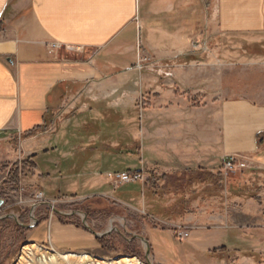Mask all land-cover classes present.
Instances as JSON below:
<instances>
[{"label": "crops", "instance_id": "crops-1", "mask_svg": "<svg viewBox=\"0 0 264 264\" xmlns=\"http://www.w3.org/2000/svg\"><path fill=\"white\" fill-rule=\"evenodd\" d=\"M224 35H264V0H0V163L29 165L37 172L35 180L46 169H54L50 175L58 178L50 176L51 184L44 186L47 195L64 192L71 202L93 198L112 202L113 218L105 236L109 238L116 219L127 218L120 207L130 206L138 196L117 193L106 176L141 169L119 166V152L101 155L97 161L81 156L78 162L75 153L64 161H51L53 154L43 138L48 117L66 94L81 89L83 97L94 89L121 84L115 80L136 72L142 56L152 59L151 68L161 69L165 81L167 70L178 69L171 63L209 56V43ZM53 44L93 51L95 60L76 64L57 60L49 53ZM88 100L102 104L101 99ZM160 103L178 106L181 99L164 97ZM195 110L168 111L174 122L195 121L161 132L160 151L147 146L143 160L150 178L157 170L166 176L195 170L221 173L231 156L264 172V107L239 100L220 106L208 103ZM64 168L68 173L63 176ZM160 199L153 193L145 202L148 212L154 213L150 217L158 222L161 214L154 212L153 203ZM60 213L58 217L73 216ZM229 216L230 210L220 214L211 207L181 220H167L173 228L190 226L187 241H179L172 230L152 222L140 233L153 264H264V226L232 225ZM248 216L252 215L248 212ZM259 216V210L253 212V218ZM18 222L38 245L87 251L99 246L101 239L73 223L41 219L25 229L29 224ZM118 225L135 238L129 226Z\"/></svg>", "mask_w": 264, "mask_h": 264}, {"label": "rangeland", "instance_id": "rangeland-1", "mask_svg": "<svg viewBox=\"0 0 264 264\" xmlns=\"http://www.w3.org/2000/svg\"><path fill=\"white\" fill-rule=\"evenodd\" d=\"M207 48L212 51L209 56L206 54L196 58L187 57L171 63L170 66H178V69L167 70L164 74L165 81L161 80L163 75L161 69L151 68V58L144 56L137 58L139 59L135 64L137 71L130 75H120L115 80L121 84L101 91L94 89L83 97L81 89L66 94L56 112L46 121L43 138L46 141V148L53 154L51 161L57 159L64 161L73 153L77 157L76 161L81 156L97 161L101 155L119 152L121 156L119 166L137 165V169H141L131 171L132 173L139 171L138 173L143 176V181L136 183L140 184L139 188L126 185L115 190L112 181L108 175L106 176L110 186L117 193L130 194L137 190L141 193L139 198L136 197V200L129 203L131 207H120L122 215L128 214L127 218L116 219L123 227L129 226V231L134 232L135 238L125 234L123 229L115 224L108 241L117 251L104 250L98 240L99 246L94 249L70 251L50 244H35L30 238L29 230H24L14 219L8 218L5 219L8 222L4 224H2L4 220L0 221L2 222L0 264H18L21 252L26 246H37L35 250H39V253L28 257L25 264H44L42 257L51 254L64 256L88 254L93 261L87 264L104 262L110 264L122 258L138 259L147 264L146 246L136 236L142 237L140 232L146 229L149 223L172 230L176 238L174 231L177 228L187 231L191 236L190 226L173 228L168 225L167 220H181L195 212H205L211 207L218 209L220 214L227 209L230 210L232 225L264 226V172L250 167L246 160L235 156L239 163L245 164V168L229 174L222 169L221 173L195 170L186 174L185 171H180L175 176H166L161 170H157L153 173V178L149 177L151 174L147 172L146 163L144 164L143 157L147 146L151 151L161 150V132L172 130L175 124L178 125L176 128L180 129L182 124L191 125V122L195 121L193 119L183 123L174 122L173 115L168 112L173 111V108L190 113L196 111L195 109L199 111L208 103L220 106L224 101L239 100L264 107V35L218 36ZM56 56L57 60L74 64L95 60L93 51L84 52L81 49L65 47L59 49ZM163 82L165 84H162ZM164 97L179 98L181 104L162 105L160 102ZM88 99H101L102 104H91V100ZM72 139L74 144L71 143ZM40 146L43 147V144ZM24 166H20V181L16 184L11 176L13 167L0 163V201L4 202L0 208V218L15 214L14 216L22 223L25 222L31 227H34L33 223L44 219L47 222L53 220L62 224L73 223L87 230L83 223V217L86 216L87 225L93 232L99 236L107 233L113 218L112 202L105 203L100 198H93L89 202H71L64 192L54 196L47 195L44 186L51 184L49 180L53 174H50L55 170L46 169L43 171L42 179L38 177L35 180L37 172L29 165ZM80 169L81 166L77 167V171ZM62 172L63 176L68 173L65 168ZM55 178L58 176L54 174L52 180ZM148 179H152V184H147ZM65 182L62 181L63 184ZM153 193L161 195L160 201L153 203L154 212L161 214V222L150 217L149 214L154 213L148 212V203H145L148 202V196ZM39 194L44 195L43 201L32 214V206L37 204L36 196ZM52 208L66 214L78 212L81 215H73L70 218L58 217ZM244 209L252 216L253 212L259 210L260 218L248 216ZM189 238L177 239L187 241ZM78 261L76 259L74 264H82Z\"/></svg>", "mask_w": 264, "mask_h": 264}, {"label": "built area", "instance_id": "built-area-1", "mask_svg": "<svg viewBox=\"0 0 264 264\" xmlns=\"http://www.w3.org/2000/svg\"><path fill=\"white\" fill-rule=\"evenodd\" d=\"M61 48L63 47L53 44L50 46L49 53L51 55H56L58 50ZM241 168H245V164H241V162L239 163V159L237 157L231 156L227 158L226 161L224 162L223 170L226 174H229V173H234ZM108 177L112 181L113 187L115 190H118L119 188L126 186V185H132V184H136L138 182L143 181L142 174L138 172L136 173H132V172L116 173V174H110L108 175ZM21 191H23V189ZM43 198H44V195L42 194H39L36 196L37 204H34L32 206V211H31L32 214L41 206ZM32 225L35 226V223H33ZM174 234H176L177 238L181 240H185L190 237V234L181 228H177L174 231Z\"/></svg>", "mask_w": 264, "mask_h": 264}, {"label": "bare ground", "instance_id": "bare-ground-1", "mask_svg": "<svg viewBox=\"0 0 264 264\" xmlns=\"http://www.w3.org/2000/svg\"><path fill=\"white\" fill-rule=\"evenodd\" d=\"M36 247L37 246H26L25 248H23L21 252V258L18 264H25L28 257L32 256L34 253H39L38 252L39 250L38 251L35 250ZM76 259H78L79 260L78 262L82 264L92 263L93 261V258L89 256L88 254H83L81 256H78L75 254H68L66 256L59 255V254L58 255L51 254V255H48V257H45V258L44 256L42 257L44 264H74ZM104 264L106 263L104 262ZM110 264H144V263L140 262L138 259L122 258V260L119 259V261H115Z\"/></svg>", "mask_w": 264, "mask_h": 264}, {"label": "trees", "instance_id": "trees-1", "mask_svg": "<svg viewBox=\"0 0 264 264\" xmlns=\"http://www.w3.org/2000/svg\"><path fill=\"white\" fill-rule=\"evenodd\" d=\"M48 120V119H47ZM20 166H23V167H25L24 166V164L23 165H20V164H16V165H14L13 166V170H12V172H11V176H12V179L14 180V182L17 184V183H19V179H20V176H19V174H20ZM22 167V168H23ZM183 178V177H182ZM182 178L180 179V181L182 180ZM151 181H152V179H150V180H148L147 181V184H152L151 183ZM191 181H193V179H191ZM138 191V190H137ZM134 192V193H130V194H132V195H134V196H140V194L141 193H138V192ZM121 194H124V193H121ZM6 222H8V220H4L3 221V223L2 222H0V223H2V224H4V223H6ZM98 242H99V244H100V246L104 249V250H107L108 252H112V251H117L114 247H113V245H110L109 243H111L110 241H108V238H101V239H98ZM132 256H136V257H138L139 256V254H131Z\"/></svg>", "mask_w": 264, "mask_h": 264}, {"label": "water", "instance_id": "water-1", "mask_svg": "<svg viewBox=\"0 0 264 264\" xmlns=\"http://www.w3.org/2000/svg\"><path fill=\"white\" fill-rule=\"evenodd\" d=\"M3 204H4V202H3V201H0V208L3 206ZM53 210H54L57 214L61 215V213H60L59 211L55 210L54 208H53ZM72 215H81V214L78 213V212H74V213H72ZM8 218H12V219H14L17 223H19V222H18V219H17L14 215H9V216H7V217H2V218H0V221H3V220L8 219ZM32 218H34V217H32ZM83 223H84V226H85L89 231H91L92 234H93L95 237H97V238H103V237L109 235V233H106V234H103V235L99 236L98 234H96L95 232H93V231L91 230V228H89V226L87 225V217H86V216L83 217ZM24 228H25V229H30L31 227H30V226H24ZM136 238L139 239L140 241H142V242L145 244V246H146V260H147V264H153L152 261H151V251H150V248H149V246H148L147 241L145 240V238H143V237H141V236H136Z\"/></svg>", "mask_w": 264, "mask_h": 264}]
</instances>
